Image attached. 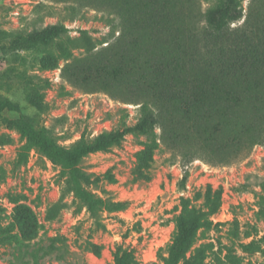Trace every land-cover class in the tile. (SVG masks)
Masks as SVG:
<instances>
[{"label": "rangeland", "instance_id": "1", "mask_svg": "<svg viewBox=\"0 0 264 264\" xmlns=\"http://www.w3.org/2000/svg\"><path fill=\"white\" fill-rule=\"evenodd\" d=\"M2 100L0 264H165L182 215L179 264H264V0H0ZM20 117L123 134L81 161L94 210L37 149L18 164Z\"/></svg>", "mask_w": 264, "mask_h": 264}, {"label": "trees", "instance_id": "2", "mask_svg": "<svg viewBox=\"0 0 264 264\" xmlns=\"http://www.w3.org/2000/svg\"><path fill=\"white\" fill-rule=\"evenodd\" d=\"M69 31L70 29L65 25H52L46 29L48 36H61ZM235 70V66L231 65L227 70V79H221L216 85L220 88L229 85V80H232L235 76ZM202 98V96H199L189 105L188 111L195 121H199L202 116ZM0 103L2 109L10 106V103L6 100H2ZM13 122L25 137V142L18 152V164H25L28 161L31 150L37 149L60 166L61 176L68 178L73 185L76 197L81 202L88 205L91 210H94L96 205L102 202L100 198H97L85 187L87 173L81 165V161L88 154L98 150H105L114 143L119 142L122 138V133L118 131L104 133L92 140L83 137L75 145L66 147L60 143L58 136L44 129L36 128L26 118L20 117L14 119ZM184 222L185 216L182 215L179 222L180 231L173 240V244L169 250V256L164 258L165 264H179L184 254L188 251L192 231L186 228ZM134 259V251H128L123 253L116 260L115 264H134Z\"/></svg>", "mask_w": 264, "mask_h": 264}]
</instances>
